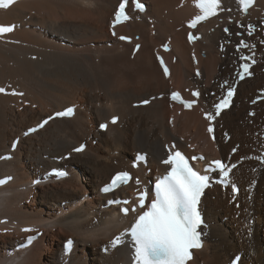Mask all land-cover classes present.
Segmentation results:
<instances>
[{"label":"bare ground","instance_id":"6f19581e","mask_svg":"<svg viewBox=\"0 0 264 264\" xmlns=\"http://www.w3.org/2000/svg\"><path fill=\"white\" fill-rule=\"evenodd\" d=\"M119 1L19 0L0 9V24L15 26L0 35V88L5 89L0 93V178L13 177L0 187V264H130L132 246L126 241L101 252L133 216H120L115 207L104 208L108 196L100 195L98 187L112 173L129 169L134 153L140 150L147 151L148 158L135 175L145 184L152 172L165 169L157 163L165 155L163 146L171 140L181 147L190 139L209 157L218 155L216 146L225 155L239 143L232 156L236 160L249 152L247 144L257 124L264 123V100L254 105V117L247 115L251 109L247 100L264 86V73L254 68L255 75L239 83L234 103L216 120L215 142L210 141L200 108L213 99L204 93L215 89L216 79L231 74L229 65L234 59L228 50L224 57L217 50L224 37L216 27L218 22L201 27L203 37L190 44L186 23L196 13L192 0L181 6L182 0H142L145 12H132L127 22L114 28L133 38L124 43L109 32ZM256 4L264 8V0ZM236 7L234 1L222 0L220 17L226 21ZM210 28L214 30L208 33ZM167 41L171 50L162 54L176 61L170 63L172 71L166 80L156 53ZM134 43L141 46L132 55ZM195 68L200 70L199 78L194 76ZM195 85L202 90L201 102L190 111L170 105L166 98L154 99L145 107L132 106L171 88ZM70 105L76 108L71 118L54 119L22 137L26 128ZM113 115L119 116L118 122L98 131V124ZM169 117H173L171 124ZM223 129L231 134L227 142L220 134ZM16 137L18 145L11 151ZM82 141L85 150L72 153ZM66 152L70 157L59 161ZM7 153L12 158L1 159ZM248 164L256 165L244 162L233 171L241 185L238 209L228 203V189L205 191L202 207L208 232L204 246L187 264H226L238 252L242 253L239 264H264V167L253 173ZM64 166L65 178H42L51 168ZM255 178L256 187L247 200L243 186ZM85 194L90 198L82 199ZM39 230L43 231L39 239L25 249H15L27 234ZM69 236L76 239V246L64 256L62 242Z\"/></svg>","mask_w":264,"mask_h":264},{"label":"snow or ice","instance_id":"6c2138e0","mask_svg":"<svg viewBox=\"0 0 264 264\" xmlns=\"http://www.w3.org/2000/svg\"><path fill=\"white\" fill-rule=\"evenodd\" d=\"M252 2L253 0H240V5L247 10V7ZM13 3L14 0H0V9H8ZM221 3L222 0H200L203 15L191 21L190 26L195 27L199 20L216 15V9L220 8ZM134 6L140 11L144 10V5L136 2V0H134ZM125 8L126 0H121L114 13L115 19L113 20V25L119 23L121 18L128 19ZM14 27V25H0V34L10 33L14 30ZM224 31L226 33L229 32V28L225 27ZM254 31L255 26L249 25V37L253 35ZM120 39L124 40L126 37L121 36ZM191 39L192 35L190 34L189 40L191 41ZM260 42L264 43V39H261ZM249 47L255 48V45H249L245 40H241L237 44V49ZM240 59L245 62L240 64V69L236 75L240 80H243L246 76L252 74L250 68L256 61L254 54L250 56L241 55ZM247 61H250V63ZM161 63L163 64L162 61ZM164 72L165 75L168 74L166 67L164 68ZM197 75H199V72H197ZM225 86H227L226 93L213 105L215 114L213 115L211 112L205 114L210 122L208 127L209 133H213L214 131L211 121L216 116H219L224 109L230 107L235 93V86L229 84L227 80L221 85L222 88ZM4 91V88H0V93ZM178 95V93H172L171 97L175 100ZM192 95L199 98L201 93L194 91ZM143 103L146 104L148 101H144ZM194 103H196L195 100L184 102L185 107H191ZM72 112V108H67L64 111L55 113V116L65 117L71 115ZM51 119L53 117H48L40 126L42 127L43 124H46ZM116 120V117L112 118L113 123ZM100 128L104 129L106 125L101 124ZM32 131H35V129H28V132ZM84 147V145H81L79 148H75L74 151L80 152ZM232 151L235 153L237 149L233 148ZM138 159H143V157L138 156ZM192 159L197 160L200 158L193 157ZM258 159L264 160V155L258 157ZM162 163L170 166L166 175L158 177L154 187L151 189L139 191L136 201H109V203H123L124 205L131 203L130 207H122L121 211L125 215L129 214L130 211L136 213L131 227L112 240V246L116 247L122 243L124 236L130 237L133 250V264H187V261L191 258L190 250L201 247L202 232L199 231V228L202 224V218L199 204L203 193L210 186L211 177L195 170L189 163V160L180 151L170 152ZM211 165L214 167L210 166L206 171L210 170L213 175H218L222 182H227L231 169H228L221 159L213 160ZM235 167V165L232 166L233 169ZM130 180L131 176L127 171L118 172L112 177L110 184L106 185L102 191L108 193L114 188L128 184ZM4 182L0 180V183ZM136 183L137 185L140 184L139 179L136 180ZM232 191L234 193L237 192L235 184H232ZM149 198H151V203L146 204V200ZM27 239L30 243L34 237H28ZM72 243L71 239L66 242V251Z\"/></svg>","mask_w":264,"mask_h":264},{"label":"rangeland","instance_id":"374dc122","mask_svg":"<svg viewBox=\"0 0 264 264\" xmlns=\"http://www.w3.org/2000/svg\"><path fill=\"white\" fill-rule=\"evenodd\" d=\"M210 29H211V28H210ZM177 30H178V27H177ZM202 53H203V51H202ZM2 93H3V92H2ZM245 101H246V100H245ZM33 108H35V105H33ZM168 123H169V122H168ZM169 124H170V123H169ZM96 125H97V124H96ZM92 144L95 145V140L92 141ZM66 153H67V152H66ZM114 154L116 155V154H117V151H115ZM62 157H63V156H60V157H58V158H62ZM73 168H75V167L73 166ZM32 181H33V180H32ZM33 187H34V186H33ZM214 196H215V195H214ZM87 197L90 198L89 195L87 196V194H85V195L83 196L82 199H86ZM211 197L213 198L212 195H210V199H212ZM214 199H215V198H214ZM64 204H65V203H63V205H64ZM100 207H101V205H100ZM60 213H61V211L58 210V214H60ZM3 221H4V220H2V222H3ZM96 221H97L96 219L93 220V222H96ZM56 231H57L56 228H54V230H52L53 233H55ZM2 233H3V234H6V233H8V232H7V230H2ZM41 236H42V235H40V237H41ZM40 237H39V238H40ZM39 238H38V239H39ZM75 241H76V239H75ZM17 243H18V242H17ZM75 246H76V242H75ZM75 246H74V248H75ZM242 260H243V259H242Z\"/></svg>","mask_w":264,"mask_h":264}]
</instances>
